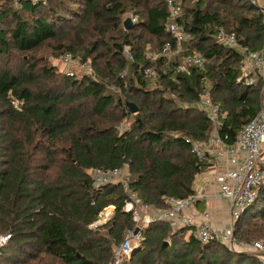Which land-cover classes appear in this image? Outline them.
Listing matches in <instances>:
<instances>
[{
  "label": "trees",
  "instance_id": "trees-1",
  "mask_svg": "<svg viewBox=\"0 0 264 264\" xmlns=\"http://www.w3.org/2000/svg\"><path fill=\"white\" fill-rule=\"evenodd\" d=\"M129 15L135 22L124 29L121 22ZM166 18L163 0H0V234L9 235L0 264H108L132 222L121 211L120 185L94 189L88 169L124 166L136 195L164 208L165 198L193 193L192 181L205 165L185 140H203L210 130L194 105L205 84L225 112L218 132L227 133V144L254 115L259 83H243L241 55L214 35L221 27L234 32L238 44L259 49L262 23L255 7L248 0H181L178 19L204 63L175 74V81L170 73L176 61L152 62L142 53L171 39ZM49 40L57 41L59 56L68 51L88 61L97 79L62 73L49 86L32 90L38 58L11 68L8 62L13 53H30ZM124 47L133 62L124 59ZM138 65L160 70L158 87L147 86ZM39 69L53 74L46 65ZM11 99L21 102L18 110ZM127 102L136 107L134 113ZM128 119V127L119 131ZM107 205H113L111 217L89 228ZM244 218L264 220V183L234 228ZM258 227L250 234L264 238V221ZM145 229L140 249L123 264H260L255 255L220 242L185 238V228L172 231L156 221ZM166 238L169 244L161 248Z\"/></svg>",
  "mask_w": 264,
  "mask_h": 264
},
{
  "label": "built area",
  "instance_id": "built-area-1",
  "mask_svg": "<svg viewBox=\"0 0 264 264\" xmlns=\"http://www.w3.org/2000/svg\"><path fill=\"white\" fill-rule=\"evenodd\" d=\"M30 2H43L44 0H29ZM167 8L165 30L170 40L163 42L159 50L146 52L145 59L156 61L163 59L167 62L176 61L170 73V79L175 81V74L185 73L189 66L203 67L202 56L188 44V33L179 21L180 1L163 0ZM260 16L262 23V40L264 46V0H248ZM131 23L136 17L130 16ZM219 44L236 50L241 55V76L244 84L259 83V105L254 115L236 132L234 141L227 144V133H219L225 112L217 103L212 102L208 92L198 96L194 105L201 110L210 123V130L203 140L186 138L189 143V152L201 161L207 154L223 157L228 166L221 169L214 176L217 186L216 195L229 205V225L214 227L210 223L207 212H203L198 221L192 215L185 213V209L194 207L200 199H205L207 194L203 190L195 191L182 198L167 197L164 199L165 207L157 208L144 203L129 187V175L124 166L110 169L92 167L88 169L91 187L100 188L106 184H118L125 193L121 203V211L129 214L132 227L127 229L121 241L113 247L112 260L108 264H123L129 259L135 244L133 240L142 241V231L150 222L161 221L166 223L172 231L185 228L186 236L191 234L198 242L204 244L211 241L222 243L229 250L251 253L256 256L260 264H264V247L259 239L246 241L236 240L231 223L235 221L241 211L249 205L256 195L257 189L264 183V56L259 50H252L248 46L238 44L234 32H227L219 27L214 35ZM124 59L133 62V55L128 48L122 50ZM65 68L64 74L68 76H89L94 72L88 61H81L77 55L63 52L59 56ZM145 78L151 79L158 76V71L153 66H137ZM165 73V70H161ZM125 69L120 72L123 76ZM13 108H20V101L11 99ZM125 122L118 129L122 130ZM92 203V202H91ZM113 213V205H107L98 213L97 218L88 224L95 229L104 224ZM232 223V224H233ZM137 228L134 234L133 230ZM9 235L0 234V250L7 242ZM139 243V244H140ZM138 244V245H139Z\"/></svg>",
  "mask_w": 264,
  "mask_h": 264
},
{
  "label": "rangeland",
  "instance_id": "rangeland-1",
  "mask_svg": "<svg viewBox=\"0 0 264 264\" xmlns=\"http://www.w3.org/2000/svg\"><path fill=\"white\" fill-rule=\"evenodd\" d=\"M178 1H181V0H178ZM62 41H64L66 43L68 40L62 39ZM56 43H57V41L49 40L30 53H26V54L13 53L10 57L8 65L10 68L14 67V66H16L18 61H23L30 56L38 58L39 61L37 63V68H35L37 70L35 72H33V81L31 82L30 87L32 90H36V89L43 87V86H49L54 80H56L65 71V68L59 59V53H58L59 51L57 50V48L54 47V44H56ZM149 51L150 50L146 47L142 53H143V55H145V53L149 52ZM79 52H81V50L80 51L78 50V52H75V53L78 54ZM78 56H80V55L78 54ZM44 65H46V68L52 69L53 74L51 76H45V75H42L40 73L39 68L44 66ZM127 71H128V65H126V67H125V73H127ZM157 71H160V70L157 69ZM76 77L79 78L78 74ZM92 79H97V76L95 74H93ZM157 80H158V76L149 79L147 86L149 88L158 87L159 83ZM205 85H206L205 86L206 88L203 92H208L209 86L207 83ZM109 89H113L112 86H109ZM171 97H173V96H171ZM258 97H259V95H258ZM173 99H175V98L173 97ZM176 102L178 104L183 105V106L189 105V103H187L185 101H180L178 99H176ZM129 122L130 121L128 119L124 123L123 129L128 127ZM119 131H121V130H119ZM228 220H229V217H228ZM263 221L264 220H261L260 218H244L239 223V226H237L236 228H234V226L232 224L233 222H232L231 223L232 229H236L235 233H234L235 239L236 240L244 239L246 241L259 239L260 243L264 247V238L262 236L250 234V231L258 229L259 228L258 225L263 223ZM184 237L186 238V236H184ZM165 241L167 242V245H168L169 244V238H166ZM133 243H137V244H135V247L133 248L132 252L134 251V249H140V248H138L139 247L138 244L140 243V240H133Z\"/></svg>",
  "mask_w": 264,
  "mask_h": 264
},
{
  "label": "crops",
  "instance_id": "crops-1",
  "mask_svg": "<svg viewBox=\"0 0 264 264\" xmlns=\"http://www.w3.org/2000/svg\"><path fill=\"white\" fill-rule=\"evenodd\" d=\"M264 56L263 43L259 49ZM264 155V150H263ZM204 167L197 173L192 181L191 188L193 192L203 190L207 197L196 202L194 207L185 209V213L192 215L194 221H198L203 212H207L210 218V223L214 227H224L229 225V205L226 201L220 199L217 195V186L214 181V176L221 169L228 166L223 157H217L214 154H207L204 157ZM156 222V221H153ZM224 223V224H223ZM146 230V229H144ZM184 236H186L184 232ZM143 238V237H142Z\"/></svg>",
  "mask_w": 264,
  "mask_h": 264
},
{
  "label": "water",
  "instance_id": "water-1",
  "mask_svg": "<svg viewBox=\"0 0 264 264\" xmlns=\"http://www.w3.org/2000/svg\"><path fill=\"white\" fill-rule=\"evenodd\" d=\"M121 24H122V27L124 29L129 28L131 26V24H132L131 21H130L129 16H125L123 18ZM126 105H127L128 109H129V111L131 113H134L136 111V107L132 103L127 102ZM136 232H137V228H134L133 233L135 234ZM166 245H167V242L165 240H163L162 243H161V248L165 247Z\"/></svg>",
  "mask_w": 264,
  "mask_h": 264
}]
</instances>
